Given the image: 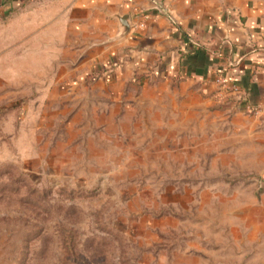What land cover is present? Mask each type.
Instances as JSON below:
<instances>
[{
    "label": "rangeland",
    "instance_id": "1",
    "mask_svg": "<svg viewBox=\"0 0 264 264\" xmlns=\"http://www.w3.org/2000/svg\"><path fill=\"white\" fill-rule=\"evenodd\" d=\"M50 10L0 23V264H264L258 110L96 77L93 43Z\"/></svg>",
    "mask_w": 264,
    "mask_h": 264
},
{
    "label": "crops",
    "instance_id": "2",
    "mask_svg": "<svg viewBox=\"0 0 264 264\" xmlns=\"http://www.w3.org/2000/svg\"><path fill=\"white\" fill-rule=\"evenodd\" d=\"M46 1L52 27H74L93 43L96 77L188 79L264 119V0H0V23Z\"/></svg>",
    "mask_w": 264,
    "mask_h": 264
},
{
    "label": "water",
    "instance_id": "3",
    "mask_svg": "<svg viewBox=\"0 0 264 264\" xmlns=\"http://www.w3.org/2000/svg\"><path fill=\"white\" fill-rule=\"evenodd\" d=\"M128 19H129V17H128V15H124V16H122L121 18H120V20H121V22H122V24H123V35L124 34H126L129 30H130V24H129V22H128Z\"/></svg>",
    "mask_w": 264,
    "mask_h": 264
},
{
    "label": "built area",
    "instance_id": "4",
    "mask_svg": "<svg viewBox=\"0 0 264 264\" xmlns=\"http://www.w3.org/2000/svg\"><path fill=\"white\" fill-rule=\"evenodd\" d=\"M217 82H218L219 84H221V85H227V84H228L227 79H226L225 77H223V76L219 77V78L217 79Z\"/></svg>",
    "mask_w": 264,
    "mask_h": 264
}]
</instances>
